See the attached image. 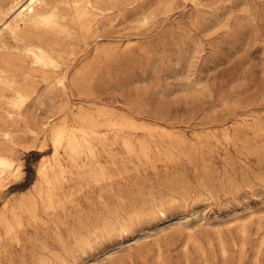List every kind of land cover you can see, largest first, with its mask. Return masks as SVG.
<instances>
[{
  "label": "rangeland",
  "instance_id": "1",
  "mask_svg": "<svg viewBox=\"0 0 264 264\" xmlns=\"http://www.w3.org/2000/svg\"><path fill=\"white\" fill-rule=\"evenodd\" d=\"M94 2V31L69 39L54 70L33 69L20 41L0 35V60L18 55L35 87L7 119L18 168L0 178V264H264V0H171L168 13L162 0ZM17 9L0 0V19ZM87 61L80 94L70 80ZM13 96H0V116ZM81 110L136 121L150 154L101 149L110 176L98 180L62 155L50 210L38 170L53 160L52 130Z\"/></svg>",
  "mask_w": 264,
  "mask_h": 264
},
{
  "label": "bare ground",
  "instance_id": "2",
  "mask_svg": "<svg viewBox=\"0 0 264 264\" xmlns=\"http://www.w3.org/2000/svg\"><path fill=\"white\" fill-rule=\"evenodd\" d=\"M21 1L16 0L18 9L13 15L3 20L0 19V35L8 32L20 41L22 55L26 60L31 59L33 69L47 71L59 68L61 61L66 57L65 52L69 48V39L79 35L78 33H82L83 36L92 33L98 21L100 8L95 4L94 0H26L23 4ZM170 5L171 0H162L157 8L161 13H168ZM24 27L29 28L23 29ZM100 51L99 53H101ZM4 56L0 60V96L5 97L7 90L11 91L14 96L11 100L13 111H8L7 114L0 116V178L14 173L18 168L14 157L9 153V144L12 136L8 130L7 119L19 118L23 114L21 107L25 99L35 91V87L31 83L33 73L30 71H25V73L21 70L23 67L19 62V56L15 54ZM87 63L83 64V67L80 65L82 68L70 80L71 85L75 86L80 94L89 93L86 83L92 76L95 65L88 61ZM64 87H67L66 81H64ZM134 122L136 121L127 117L116 118L113 114H94L81 110L75 115L74 124L64 123L54 128L52 134L50 133L54 148L53 160L41 164L38 170V186H36L37 188L35 187L37 189V197L41 199L44 207L51 210V207L56 206L57 197H59L57 196L58 189L60 184H62L61 181L65 182L66 180L62 155L68 161L74 163L79 178L82 177L83 179L85 176H89L91 177L90 179L93 177L98 180L99 177L103 178L109 173L107 172L109 169L107 170L106 166L104 167L99 163L101 149H108L110 152L114 145L120 143L131 155L138 153L139 155L147 156L150 154L145 141H136L134 139L132 132L139 128L136 125L137 123L135 124ZM82 159H86L84 164H81ZM37 197H31L23 201L22 207L27 210L24 212L30 211L28 212L29 214L35 211L38 206ZM20 210L18 211L20 212ZM35 214L37 213L35 212ZM16 222H6L7 226L5 228L8 229L6 232L12 231L16 226ZM16 229L18 230L19 228ZM13 233L15 232L13 231Z\"/></svg>",
  "mask_w": 264,
  "mask_h": 264
}]
</instances>
